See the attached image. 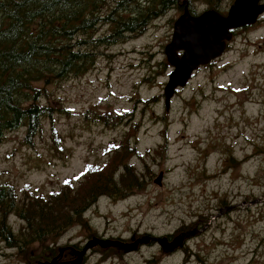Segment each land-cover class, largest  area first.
Listing matches in <instances>:
<instances>
[{
	"label": "rangeland",
	"instance_id": "374dc122",
	"mask_svg": "<svg viewBox=\"0 0 264 264\" xmlns=\"http://www.w3.org/2000/svg\"><path fill=\"white\" fill-rule=\"evenodd\" d=\"M233 2L222 0L220 13L226 16ZM208 7V0L196 3L199 14ZM182 14L169 9L138 36L103 47L105 54L83 75L51 85L50 103L65 112L43 120L34 147L23 144L24 128L0 144V182L13 185L19 197L27 186L42 194L59 190L68 180L77 186L87 165L108 160L105 148L129 128L107 127L94 113L122 114L137 105L142 158L130 162L146 175L148 185L122 200L100 198L85 214L90 230L106 238L160 237L200 215L210 216L209 226L173 253L147 245L125 256L106 254L111 256L103 263L100 256L92 257L87 264H151L154 259L155 264H264V14L238 29L223 55L195 71L167 109L164 88L173 68L165 47ZM153 96L158 102L142 110L138 101ZM164 118L168 145L160 154ZM52 124L62 137L61 152L55 149ZM9 221L15 231L22 225L14 215ZM88 234L74 225L55 241L36 243L30 250L34 257L50 245L82 242ZM31 251L19 254L0 242V264H27Z\"/></svg>",
	"mask_w": 264,
	"mask_h": 264
},
{
	"label": "trees",
	"instance_id": "16d2710c",
	"mask_svg": "<svg viewBox=\"0 0 264 264\" xmlns=\"http://www.w3.org/2000/svg\"><path fill=\"white\" fill-rule=\"evenodd\" d=\"M199 1L150 0L143 4L140 0H0V144L9 133L24 128L23 144L34 147L43 130V120L53 121L56 112H65L50 103L51 85L83 75L97 56L105 54L103 47L138 36L171 8L183 12L187 6L197 16ZM208 2V10L224 13L222 0ZM101 27L107 31L99 33ZM158 100L153 96L138 102L144 110ZM136 106L122 114L94 113L107 127L125 124L129 128L120 140L111 141L105 148L108 160L102 165H87L77 186L68 180L59 190L48 194L27 186L19 197L13 185L0 182V242L19 254H27L34 244L55 241L74 225L98 236V231L90 230L86 212L102 197L122 200L148 185L146 175L130 162L134 156L142 158L136 141ZM164 124V142L157 148L160 154L168 145L165 118ZM51 132L55 149L63 151L62 137L54 124ZM146 171L150 179L155 176L149 167ZM222 204L226 205V200ZM12 215L22 221L17 231L9 221ZM209 220L210 216L200 215L164 236L173 238L189 230L203 229ZM41 252H36L37 259ZM154 260L149 262L155 264Z\"/></svg>",
	"mask_w": 264,
	"mask_h": 264
},
{
	"label": "water",
	"instance_id": "95a60500",
	"mask_svg": "<svg viewBox=\"0 0 264 264\" xmlns=\"http://www.w3.org/2000/svg\"><path fill=\"white\" fill-rule=\"evenodd\" d=\"M263 14L264 0H234L226 16L216 10H206L194 16L186 6L183 14L175 20L173 36L165 47L167 61L173 68L164 88L167 109L176 90L185 87L195 71L223 55L228 42L233 38L234 30L255 24ZM162 176L160 174L155 183L160 184ZM225 209L231 210L232 206ZM208 226L183 232L172 241L167 236L151 235H144L133 242L94 238L82 251L77 252L78 257L71 264H82L86 252L98 245L102 248L116 247L124 253H130L138 250L142 244L155 241L164 252L173 253L183 247L187 239L203 232ZM36 264L59 263L57 259H53Z\"/></svg>",
	"mask_w": 264,
	"mask_h": 264
},
{
	"label": "flooded vegetation",
	"instance_id": "af4514ba",
	"mask_svg": "<svg viewBox=\"0 0 264 264\" xmlns=\"http://www.w3.org/2000/svg\"><path fill=\"white\" fill-rule=\"evenodd\" d=\"M144 235L145 234H143V235L134 234L132 238H122V237H108V238H106L105 236L101 235L99 232H98V236H95V235L91 236L88 234L86 239L82 242H79V243H76V242L68 243V244H65L62 246L50 245V246H48V248H45L41 252V258H38V259L36 257V253H35V256L33 257V251L29 250V251H31L30 252L31 257L29 258V261L27 262V264H36L37 262L51 261L53 259H57L59 264H71L78 257L77 252L82 251L85 248V246L87 245V243L90 242L94 238L121 240L123 242H133L135 239H139V238L143 237ZM175 237L169 238V240L172 241ZM156 244H158V243L155 241H151L149 244L140 245L138 250L140 248H142L143 246H147V245L155 246ZM138 250H136V251H138ZM136 251H133L130 253H124V252L118 250L116 247L102 248L101 246L98 245V246H95V247L89 249L86 252V254L84 255L82 264H87L88 261L92 257H97V259H98V256H100L101 262L103 263L105 260H107L108 257L111 256V255H106V254L114 253L116 255H120V256L124 255L125 256L128 254H132Z\"/></svg>",
	"mask_w": 264,
	"mask_h": 264
}]
</instances>
